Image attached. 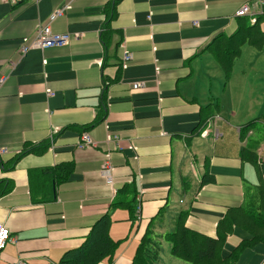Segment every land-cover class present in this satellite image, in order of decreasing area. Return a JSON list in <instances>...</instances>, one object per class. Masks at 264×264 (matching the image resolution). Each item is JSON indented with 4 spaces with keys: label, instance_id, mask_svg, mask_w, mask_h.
<instances>
[{
    "label": "crops",
    "instance_id": "1",
    "mask_svg": "<svg viewBox=\"0 0 264 264\" xmlns=\"http://www.w3.org/2000/svg\"><path fill=\"white\" fill-rule=\"evenodd\" d=\"M254 1L0 0V222L13 239L0 264H58L106 215L110 239L121 241L112 264L131 263L148 227L159 243L155 264L171 262L162 237L182 212L188 230L217 239L226 214L259 182L264 190V61L255 54L264 45H244L226 82L206 48L252 25L235 12ZM65 4L49 28L68 35V45L21 55V39ZM258 27L264 37V14ZM82 133L93 149L78 148ZM37 146L46 148L21 155ZM244 147L254 164L241 159ZM105 159L112 186L101 172ZM128 202L140 206L134 222ZM225 236L222 257L253 240L235 225ZM234 264H264V243Z\"/></svg>",
    "mask_w": 264,
    "mask_h": 264
},
{
    "label": "trees",
    "instance_id": "2",
    "mask_svg": "<svg viewBox=\"0 0 264 264\" xmlns=\"http://www.w3.org/2000/svg\"><path fill=\"white\" fill-rule=\"evenodd\" d=\"M263 20V15L256 19L250 26L239 25L236 31L230 36H218L206 48L223 72L224 82L229 80L234 62L240 57L241 48L244 45L260 51L264 45V37L258 27ZM106 26V24H105ZM217 107H212L210 116L216 113ZM103 115V114H102ZM254 122H249L239 130V138H243L248 130L253 129ZM46 147H34L22 150L21 155L34 151L41 152ZM20 155V156H21ZM16 157L14 161L17 159ZM241 159L254 164L256 161L255 152L250 148H243ZM118 203H112V208L118 207ZM127 209L131 212L129 219L135 221V208L133 202L126 203ZM187 214L180 213L175 221L173 230L165 235V242L169 244V252L175 259H180L187 264H234L238 255L246 247L259 241L264 243V190L262 184L252 187L246 204L237 210H230L224 219L217 225V239L201 236L186 228L185 219ZM232 225L243 230L250 231L253 235L251 243H241L231 254L222 257V246L225 235L230 232ZM109 219L101 217L93 224L85 244L77 250L67 251L58 264H99L106 260L112 264L114 252L120 246L121 241H112L109 237ZM159 243L154 239L152 230L148 227L140 238L135 249V255L130 264H155L159 255Z\"/></svg>",
    "mask_w": 264,
    "mask_h": 264
},
{
    "label": "built area",
    "instance_id": "3",
    "mask_svg": "<svg viewBox=\"0 0 264 264\" xmlns=\"http://www.w3.org/2000/svg\"><path fill=\"white\" fill-rule=\"evenodd\" d=\"M30 0H2L3 3L8 4L9 6H14L19 3H26ZM252 8H257L258 13H261V15L264 14V0H255L251 3L243 4L242 6L237 9L235 12L236 16L239 18L246 19L249 24H253L256 20V13L252 11ZM68 4L62 5L60 7H56V9L49 15L47 18V24H43L38 26L35 29V32L30 40L27 38L21 39L17 51L21 55H25L30 50H39L44 51L45 49H58L60 47H64L68 45L69 42V36L66 34H53L49 28V24L56 19V17H60L65 14V12L68 10ZM129 55H124L122 57V61H124V64L126 65L129 61ZM4 78H0V88L2 83L4 82ZM143 84L140 83H134L131 85V88L133 90L141 89ZM208 130H204L201 132V136H206ZM209 133V131H208ZM220 135L218 134V131H213V137L218 138ZM115 143H117V140L113 138ZM78 148L79 149H93L96 145L95 142L92 140V138L87 133H82L80 137V141L78 142ZM5 150L0 149V155L4 153ZM102 175L105 179V183L108 186H112V179H111V167L109 165V162L107 159L104 160L101 168ZM136 212V219H139L140 215V206L137 205L135 207ZM13 241L12 237H10V232L5 228V226L0 222V251L5 249L7 244H10ZM14 264H28L24 263L20 258L15 260Z\"/></svg>",
    "mask_w": 264,
    "mask_h": 264
},
{
    "label": "rangeland",
    "instance_id": "4",
    "mask_svg": "<svg viewBox=\"0 0 264 264\" xmlns=\"http://www.w3.org/2000/svg\"><path fill=\"white\" fill-rule=\"evenodd\" d=\"M255 54H258V57L261 58V60L264 61V53H255ZM250 138H252L251 140L254 141L257 138V136H251ZM171 259H172L171 262H166L165 261L164 264H187V263L183 262L180 259H175L173 257H171Z\"/></svg>",
    "mask_w": 264,
    "mask_h": 264
}]
</instances>
